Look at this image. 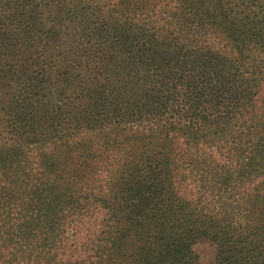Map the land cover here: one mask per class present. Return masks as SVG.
Instances as JSON below:
<instances>
[{"label":"trees","instance_id":"obj_1","mask_svg":"<svg viewBox=\"0 0 264 264\" xmlns=\"http://www.w3.org/2000/svg\"><path fill=\"white\" fill-rule=\"evenodd\" d=\"M264 264V0H0V264Z\"/></svg>","mask_w":264,"mask_h":264},{"label":"rangeland","instance_id":"obj_2","mask_svg":"<svg viewBox=\"0 0 264 264\" xmlns=\"http://www.w3.org/2000/svg\"><path fill=\"white\" fill-rule=\"evenodd\" d=\"M194 252L200 264H214L215 248L208 242H199L194 247Z\"/></svg>","mask_w":264,"mask_h":264}]
</instances>
